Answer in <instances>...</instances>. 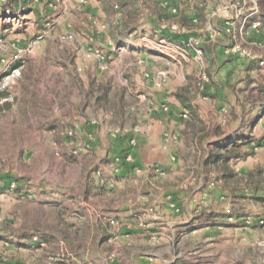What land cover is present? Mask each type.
<instances>
[{
  "label": "rangeland",
  "instance_id": "374dc122",
  "mask_svg": "<svg viewBox=\"0 0 264 264\" xmlns=\"http://www.w3.org/2000/svg\"><path fill=\"white\" fill-rule=\"evenodd\" d=\"M197 1L201 0L183 2L182 11L193 12ZM4 3L5 0H0V76L15 64L18 53H21L23 66L22 77L15 88L16 107L0 112V264H97L101 260V264H109L120 258L123 251L114 244L116 239L108 241L110 236L100 242H104L101 258L93 245L99 240L95 235L88 237V250L82 253L71 252L63 241L39 246L32 238L25 242L30 246H18L19 238L12 235L10 229L19 224L9 226L6 219L27 211L32 213L40 204L45 210L51 203H60L66 208L78 204L70 199L68 192L58 196V192L47 189L43 195L35 188V183H76L77 171L64 153L67 144L60 138L69 126L60 122L62 115L67 116L73 110L72 106L85 123L89 119L100 123L106 149L110 136L130 135L139 120L150 115L151 106L161 102H167L171 111L165 112L167 123L162 124L155 145H176L179 136H183L184 144L173 150L175 158L177 153L176 162L168 159V162H175L172 170L160 169L166 174L160 178L161 183H178L188 192L193 191L195 180L201 183L202 197L198 195L197 202L188 206V211L192 217L203 218L193 226L198 228L196 231L183 232L185 226L176 222L182 218H171L168 209L180 200L181 190H175L176 199L170 201L163 196V191L154 189L152 204L145 206L149 216L146 221L150 227L160 229L149 231L150 244H140L137 248L157 254L161 264H264V202L259 200L264 196V145L255 148L252 156L234 161L233 169L238 175L228 182H220L222 184L214 181L220 174L218 167L201 165L208 154L204 151L207 141L215 142L219 137L225 139L232 134L238 137L244 132L264 138V118L251 128L247 126L236 131L240 122L234 119L235 97L226 89L230 84L239 88L244 86L240 80L245 76L249 61L227 57L221 48L218 49L216 59L210 62L214 79L209 87V99L200 101L195 91L194 65L186 66L183 71L178 69V74L171 76L160 89L144 77L140 60L143 63L151 60L159 66V60H153L157 55L151 41L170 34L172 23H179L178 18L161 16L159 0H138L136 6H131L133 22L128 29L118 27V15L110 14L98 0H14L15 9L6 10L1 6ZM183 25L185 30L175 31L172 35H200L204 28L201 24ZM94 48L104 50L110 70H100L97 59L87 56ZM251 50L256 57H264V49ZM261 68L260 74H264V67ZM254 76L264 81V77ZM72 78L78 80L77 91L68 95L64 88L72 85ZM90 84L107 85L108 99L99 103L96 95L87 91ZM50 86L62 87L63 97L68 101L64 109H58L54 92L49 98H42L46 118L57 124L25 123L18 101L36 96L35 90L46 91ZM80 86L81 90L78 89ZM182 108L190 112L187 119L179 118ZM64 110L67 113L63 114ZM218 129L224 133L222 137L218 136ZM53 130L56 132H51ZM176 133L179 134L177 138L174 137ZM167 135L168 140L165 139ZM52 143H56L58 154L56 150L52 152ZM138 146L126 148L124 155L106 154L103 160L112 164L113 169L116 164L128 163L135 168ZM128 154H131L130 160L126 159ZM165 155L163 152L153 154L152 162L164 161ZM117 158H120L119 162ZM134 178L139 179L137 175ZM13 181L16 188L11 190L8 185ZM254 183L259 186L256 196L247 188L250 184L254 188ZM80 210L94 211L87 206H81ZM217 215L221 217L217 219ZM228 215L235 218L229 220ZM129 240L127 245L132 247V238Z\"/></svg>",
  "mask_w": 264,
  "mask_h": 264
},
{
  "label": "crops",
  "instance_id": "0c3cea01",
  "mask_svg": "<svg viewBox=\"0 0 264 264\" xmlns=\"http://www.w3.org/2000/svg\"><path fill=\"white\" fill-rule=\"evenodd\" d=\"M249 38H257L259 35L256 32L250 33ZM222 49V46H218V49ZM223 50V49H222ZM248 61V60H246ZM71 87L66 86L65 91ZM37 95L35 96L34 101L29 99L23 100L22 102L18 101L19 108L21 110L20 115L25 120V123H36V124H57L55 121H52L48 117L46 118V106L45 102L42 98H49L51 92H65L62 87H49L46 91L44 89L35 90ZM76 89L73 87V93H76ZM47 93L48 95H46ZM72 93V94H73ZM54 102L57 104L58 109H64V105L67 104L68 101L65 102L64 105L59 104V100H57V95L53 94ZM31 97V96H30ZM66 100V98H65ZM16 107V104H12L9 111H12ZM54 108V106H52ZM69 107V105H67ZM73 110L68 113V117L63 116L64 124H68V131L70 129H74L76 145L74 147L66 146L67 149L64 152L67 154V157H70V163L75 166V170L77 171L76 183H35V188L41 191V194H46L47 189H51L55 191L60 196L61 193L68 192L71 195V200L78 201V204L73 206H69L71 209L80 210L81 206L83 208L90 207L94 211H89L86 213L89 222L92 226V235L99 237L97 243H94L95 250H98L99 257L101 258V240H106L105 237L110 236L108 241H113L116 239L114 243L118 249H121L123 253L120 258L116 259L113 263L109 264H161L158 263V255L155 253H151L145 250H141L140 244H147L148 242V232L153 230H159L157 227H150L151 224L147 223L148 220V210L145 206L152 204V190L160 189V192L163 193V196H166L170 201L172 198H175L176 191L181 190L182 195H178L180 200H176V204H174L173 208L169 207L168 209L172 213L171 218H182L181 221L176 222L178 224H182V231H186L189 233L196 231L198 228L193 227L201 220L203 217H198V215H192L188 211V206L192 207L197 202L198 195L202 197V189L199 188L201 183H196L193 191H183L178 183H161L162 179L166 176L163 171H171L172 164H175L177 160V153L175 152V156H173V150H178V148H182L183 144V136H179V134L174 135L175 138L178 136V140L176 145H160L159 147L155 145V140L157 138V134L161 128H163L162 124L167 123L165 119V112L156 111L152 113L153 115L145 116L144 122H149L151 124V128L149 131L145 133L135 132L134 127L133 133L128 136L118 135V137L110 136V140L107 144V148L104 149V140L102 137V126H99L100 123L93 125L92 120L89 119L88 123H85L82 119L83 117L80 115H75L72 119L70 116L75 114V107L72 106ZM7 111V109L5 110ZM67 113V112H66ZM77 113V112H76ZM71 114V115H70ZM107 117V114H105ZM75 124L77 126H75ZM137 125V124H136ZM66 129V131H67ZM55 132V130L51 131ZM94 132V139H92V133ZM137 137L138 141V149L136 154L137 162L135 163L136 167L132 168L131 165L123 164V166H119L116 164L115 169L111 166L112 164H106L103 160V156L113 155V154H121L124 155L126 153V148H130L129 138ZM219 139H221L219 137ZM218 139V140H219ZM52 152L56 150V154H58L56 143H52ZM162 144V143H161ZM179 144V146H178ZM207 144V143H206ZM209 145L204 146L205 153L209 150ZM160 150V151H159ZM73 151L77 153L74 154ZM163 152L166 155L164 161H154L151 159V156L155 153ZM175 160V162H168V159ZM119 162V160H117ZM68 162V163H69ZM122 162V161H121ZM126 163V162H125ZM202 165V164H201ZM161 169V170H160ZM179 169V167H178ZM97 170L104 178L103 183H100L98 179V172H94ZM114 170V171H113ZM160 170V171H159ZM114 172V173H113ZM135 175L138 176L139 179H135ZM201 181V179H199ZM183 187V186H182ZM187 189V186H184ZM202 188V187H201ZM164 189V190H163ZM87 195V199L85 198ZM176 199V198H175ZM174 199V200H175ZM55 201H59V199H55ZM81 201V202H79ZM197 205V204H196ZM178 206L181 209H178ZM198 207H196V210ZM148 216V217H147ZM155 215L154 217H156ZM180 216V217H179ZM219 219L221 216H216ZM226 218V217H222ZM229 220H233L234 216H227ZM237 218V217H236ZM117 220L119 222V227H115L109 223V220ZM156 219V218H154ZM239 219V218H238ZM146 222V223H144ZM129 238H132L133 244L132 247L128 246L127 243L130 241ZM150 244V242H148ZM34 246V245H33ZM103 261H99L97 264H101Z\"/></svg>",
  "mask_w": 264,
  "mask_h": 264
},
{
  "label": "built area",
  "instance_id": "2783aa9c",
  "mask_svg": "<svg viewBox=\"0 0 264 264\" xmlns=\"http://www.w3.org/2000/svg\"><path fill=\"white\" fill-rule=\"evenodd\" d=\"M185 1L159 0V3L165 10L167 17H177ZM196 6L205 10L206 21L202 33L200 35L191 33L187 37H175L172 35L175 31L185 30L186 27L179 23H172L170 34L166 33V35L151 41L153 50L157 55V59L154 58L153 60H159L157 64L159 66H155L151 60L145 63L140 60L139 63L144 66V77L159 89L171 76L178 74V69L183 71L186 66L194 65L195 91L198 100L207 101L209 99V87L214 77L207 61L205 46L215 47V55L217 47L222 46L225 56L236 59L244 58L264 67V57H256L251 50V48L264 49V18L258 0H207V2L201 0L196 2ZM189 17L194 24L200 22L194 11L189 13ZM253 32L258 33L259 36L249 38L248 35ZM87 56L97 59L100 70H110L104 50L90 49ZM21 59V53L15 55V63ZM21 77L22 66L14 65L0 76V106L14 101L16 97L15 88ZM156 111L170 113L171 106L167 102L152 105L149 114L151 115ZM189 115L190 112L187 108H182L179 112L180 119H187ZM143 120L140 119L139 123L134 126L135 132L150 130L151 124ZM91 122L93 125L97 124L95 120ZM75 126L77 125L75 124ZM67 133L69 135L67 145L74 147L76 145L74 129H70ZM94 137L93 132L92 139ZM169 138V135L165 137L166 140ZM129 145L130 148H135L138 145L137 139L131 137ZM73 153L76 154L77 152L73 151ZM126 159L130 160L131 154H128ZM10 188L11 190L16 188L14 181L10 183ZM110 223L119 226V222L114 219ZM33 241L39 243L38 237H34Z\"/></svg>",
  "mask_w": 264,
  "mask_h": 264
},
{
  "label": "trees",
  "instance_id": "16d2710c",
  "mask_svg": "<svg viewBox=\"0 0 264 264\" xmlns=\"http://www.w3.org/2000/svg\"><path fill=\"white\" fill-rule=\"evenodd\" d=\"M98 1L103 3L104 9L110 14L115 15L116 13V15H118V17L116 16V23L118 27H125L127 29L129 28V24L133 22V11L131 9V6H136L138 0ZM13 3L14 0H5V3L1 6L3 9H15V5ZM259 3L261 5L260 7L264 9V0H259ZM26 6L27 5L25 4L24 7ZM196 7L197 8L194 10V12L199 17L200 22L194 24L190 20L189 14H186V11L181 10L180 14L175 17L178 18L179 24L188 23L190 25L195 26H200V24L204 25L206 21L204 12L205 10L204 8L198 6ZM165 14V10L161 7V16L163 17L165 16ZM262 15L264 18L263 11ZM205 50L207 55V61L210 65V62L216 59L215 47H212L211 45H206ZM14 66H23V59L18 60L14 64ZM261 70L262 68L259 66L258 63L256 64L249 61L248 66L245 68L244 71L245 76L240 80V82H244V86L239 88L235 84H230V86L226 88L235 97L236 104L233 108V112L235 113L234 119L240 122V125H238V127L236 128L237 132H240L241 129L247 126L251 128L253 125H255V123L263 120L264 118V81L254 76V74H258V76H262L263 78L264 74H260ZM71 81L72 85L66 91L68 95L73 93V87L76 89L78 82V80L74 78H72ZM81 88L82 87L80 86L78 89L81 90ZM87 91L89 92V94H95L99 103L108 99L109 87L105 84L98 86H93L92 84H90L89 90ZM97 93H99V95H97ZM55 94L59 98V104L61 106L64 105L66 102L65 98L63 97L64 94L61 92H56ZM16 100L17 97H15L13 102H7L4 105H1L0 112L11 108L12 104L16 103ZM29 100L34 101L35 95H31ZM103 112L106 111L104 110ZM75 115H77V113L72 114L70 116V119H72ZM67 132L68 129L67 131H62L63 137H60L62 138V140H64L66 144L69 138ZM217 134L218 136L222 137V134L224 133H221V129H218ZM207 143L210 149L207 152V157L203 161L202 166L214 165L216 166V168L218 167L220 174L214 181L216 182V184H219L222 181L228 182L230 181V179L238 175V173L233 169V162L252 156L254 154L253 150H255V148L264 145V138L254 137L253 135H249L244 132L241 133V135L238 137H234V135L232 134L231 136H228L225 139H219L215 142L207 141ZM249 146H253V149H245ZM95 171L98 172L97 170H94V172ZM98 176V180L101 181L100 183H103V176L100 173L98 174ZM252 181L253 179H250V182ZM225 184L231 185V183ZM257 186L258 183H254V188H252L251 184L247 188L252 190L253 194L256 196V194L259 192V186ZM85 198H88L87 195H85ZM259 200L264 202V196L259 197ZM49 206L50 208L45 210L43 204H40L38 206L39 209H36L32 213L27 211L24 214H19V216L15 214L9 216V218L6 219V222H8L9 226L13 225L14 227L19 224V227H14V229H10L12 235L19 238V242L17 243V245L28 247L30 245L25 242L37 236L40 239L39 246L45 243L48 245H54L57 242L63 241L67 247L71 248V252L82 253L87 251L88 237L92 236V226L89 222L86 213L82 210L66 208L60 203H51ZM110 221L111 220H109V223Z\"/></svg>",
  "mask_w": 264,
  "mask_h": 264
}]
</instances>
